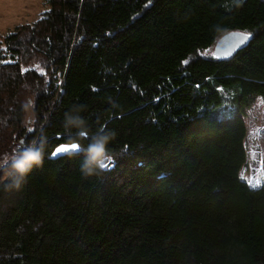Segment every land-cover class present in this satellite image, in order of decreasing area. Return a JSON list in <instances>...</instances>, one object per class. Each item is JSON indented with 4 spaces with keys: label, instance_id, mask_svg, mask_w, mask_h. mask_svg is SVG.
<instances>
[{
    "label": "trees",
    "instance_id": "trees-1",
    "mask_svg": "<svg viewBox=\"0 0 264 264\" xmlns=\"http://www.w3.org/2000/svg\"><path fill=\"white\" fill-rule=\"evenodd\" d=\"M45 4L0 32V157L44 145L22 190L0 183V264H264V184L241 178L245 112L264 97V0ZM230 32L255 39L215 58ZM77 105L92 132L115 133L100 176L52 155L73 144ZM128 161L137 178L121 183Z\"/></svg>",
    "mask_w": 264,
    "mask_h": 264
},
{
    "label": "clouds",
    "instance_id": "clouds-1",
    "mask_svg": "<svg viewBox=\"0 0 264 264\" xmlns=\"http://www.w3.org/2000/svg\"><path fill=\"white\" fill-rule=\"evenodd\" d=\"M264 97H257L255 108L264 112ZM84 105H77L65 113L64 130L69 136V142L79 145L77 154L82 155L80 172L85 178L100 176L111 171L115 166L114 157L108 145L114 139L115 133L103 126L95 132L90 130L87 121L81 116ZM87 144H83L84 140ZM44 160V145L33 141L21 143L11 154L0 157V183L7 191H20L34 169L42 166Z\"/></svg>",
    "mask_w": 264,
    "mask_h": 264
},
{
    "label": "rangeland",
    "instance_id": "rangeland-1",
    "mask_svg": "<svg viewBox=\"0 0 264 264\" xmlns=\"http://www.w3.org/2000/svg\"><path fill=\"white\" fill-rule=\"evenodd\" d=\"M45 9V0H0V32L6 33L17 26L36 21ZM32 56L28 54L25 57L24 66L32 68L39 65V59ZM25 101L31 104L33 98L27 96ZM255 104L256 99L245 112L247 161L241 170V178L257 187L264 182V112L255 108ZM232 108L228 107L227 110Z\"/></svg>",
    "mask_w": 264,
    "mask_h": 264
},
{
    "label": "bare ground",
    "instance_id": "bare-ground-1",
    "mask_svg": "<svg viewBox=\"0 0 264 264\" xmlns=\"http://www.w3.org/2000/svg\"><path fill=\"white\" fill-rule=\"evenodd\" d=\"M46 10V9H45ZM255 39V37L251 34V37H250V39L244 44V45H242V46H240L239 47V49H237L234 53H233V55L237 52V51H241V50H244V49H246L248 46H249V43L251 42V41H253ZM213 56L215 57V58H217L215 55H214V53H213ZM230 58V57H229ZM228 58V59H229ZM217 59H220V58H217ZM220 60H225V59H220ZM247 127V126H246ZM62 146H69V145H62ZM61 147V146H60ZM110 150V149H109ZM78 151V150H77ZM77 151H69V152H66V153H59V154H57L56 156H53L54 158H60V157H66V156H68V155H70V154H74V153H77ZM111 152V151H110ZM111 154H112V152H111ZM113 155V154H112ZM115 166H116V163H115ZM115 166H114V168H115ZM113 168V169H114ZM112 169V170H113ZM120 174L118 175V178L116 179L117 181H120L121 183H123V182H125V181H127V180H132V179H136L137 178V173L135 172V162H133V161H128V162H121V165H120ZM0 175H2V174H0ZM264 184V182L261 184V185H259V186H257V187H254V186H252V187H254V188H260L262 185Z\"/></svg>",
    "mask_w": 264,
    "mask_h": 264
},
{
    "label": "snow or ice",
    "instance_id": "snow-or-ice-1",
    "mask_svg": "<svg viewBox=\"0 0 264 264\" xmlns=\"http://www.w3.org/2000/svg\"><path fill=\"white\" fill-rule=\"evenodd\" d=\"M251 37V33H239L234 34L230 39L229 49L226 53L227 55H231L232 51L234 49L239 48L240 46L244 45ZM264 104V101L261 102ZM79 149V145L77 144H71L69 146H61L58 147L53 153V156H56L59 153H66L69 151H77Z\"/></svg>",
    "mask_w": 264,
    "mask_h": 264
},
{
    "label": "water",
    "instance_id": "water-1",
    "mask_svg": "<svg viewBox=\"0 0 264 264\" xmlns=\"http://www.w3.org/2000/svg\"><path fill=\"white\" fill-rule=\"evenodd\" d=\"M239 33H242V32H231V33H228L226 35H224L215 45L214 47V55L217 57V58H220V59H228L229 57H231L233 55V53L239 49H234L231 53V55H227L226 53L228 52V49H229V44H230V39L231 37L234 35V34H239Z\"/></svg>",
    "mask_w": 264,
    "mask_h": 264
}]
</instances>
